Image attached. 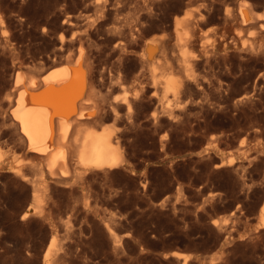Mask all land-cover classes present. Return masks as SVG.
<instances>
[{"label":"rangeland","instance_id":"1","mask_svg":"<svg viewBox=\"0 0 264 264\" xmlns=\"http://www.w3.org/2000/svg\"><path fill=\"white\" fill-rule=\"evenodd\" d=\"M245 1L264 14V0H0V264H45L51 240V264H264V16L243 25ZM80 51L102 114L84 131L112 130L123 162L74 157L61 177L9 102L18 72Z\"/></svg>","mask_w":264,"mask_h":264},{"label":"bare ground","instance_id":"2","mask_svg":"<svg viewBox=\"0 0 264 264\" xmlns=\"http://www.w3.org/2000/svg\"><path fill=\"white\" fill-rule=\"evenodd\" d=\"M239 14L243 25L264 16L262 12H253L246 1L240 3ZM185 42V37L180 35L178 44L183 58L188 57ZM157 50L149 45L146 54L153 56L155 52L156 55ZM83 53L80 51L77 60L64 58L53 63V68L41 78L31 75L24 81L22 73L18 72L15 82L17 96L9 102L14 106L12 115L25 138L27 152L44 157L51 174L55 175L58 169L61 177L69 174L68 168L75 163L74 157H77L78 165L92 170L111 169L123 162L121 144L112 130L84 131L83 125L87 123L84 120L97 119L102 114L86 109L89 103L95 102V97L91 91L94 87L90 88L91 70ZM169 73L163 81L165 88L179 93L181 82ZM33 196L36 197L35 191ZM257 226H264V201L258 213ZM55 245V241L51 240L44 254L45 264H51ZM174 255L183 258L184 263L190 256L179 251Z\"/></svg>","mask_w":264,"mask_h":264}]
</instances>
